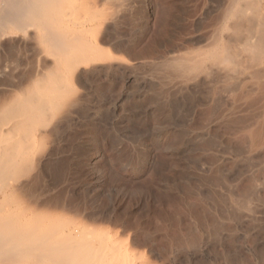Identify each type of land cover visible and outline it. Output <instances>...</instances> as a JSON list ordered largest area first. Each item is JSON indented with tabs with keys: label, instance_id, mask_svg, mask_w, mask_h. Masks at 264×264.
I'll return each instance as SVG.
<instances>
[{
	"label": "rangeland",
	"instance_id": "obj_1",
	"mask_svg": "<svg viewBox=\"0 0 264 264\" xmlns=\"http://www.w3.org/2000/svg\"><path fill=\"white\" fill-rule=\"evenodd\" d=\"M86 1L68 28L84 21L98 55L29 139L34 164L2 208L51 223L87 264H264V76L205 57L231 35L234 0ZM20 55H0L19 67L0 92L34 66Z\"/></svg>",
	"mask_w": 264,
	"mask_h": 264
},
{
	"label": "bare ground",
	"instance_id": "obj_2",
	"mask_svg": "<svg viewBox=\"0 0 264 264\" xmlns=\"http://www.w3.org/2000/svg\"><path fill=\"white\" fill-rule=\"evenodd\" d=\"M232 3L226 14V29L231 31V35H226L222 44L204 56L210 67L215 65L218 68V65L225 64L229 66L225 70H234L230 66L245 61L246 68L252 69L246 70V75L259 79L264 76V0H234ZM87 9L86 0H0V55L7 57L26 53L36 61H33L34 66L30 65V72L16 76L17 80L9 85L11 89L8 92H0L2 194H6L2 187L10 186L8 180L15 182L31 169L35 154L30 148L35 141L29 139L46 129L63 106L73 104L71 102L76 97L73 96L77 93L72 84L75 72L80 65L98 55L97 49L83 40L88 29L84 21L81 20L78 32L68 28L76 13L88 16ZM232 41H241L239 48L234 47ZM10 61L4 63V60L6 66L0 67L1 77H7L5 72L10 70L14 57ZM8 62L10 65L7 67ZM197 65L193 67L200 70ZM258 67L262 70H256ZM15 68L19 69L17 65ZM74 241L69 237L57 239L51 223L26 221L13 211H5L0 203L2 264H70L72 260L87 264L88 257L83 250L72 248Z\"/></svg>",
	"mask_w": 264,
	"mask_h": 264
}]
</instances>
